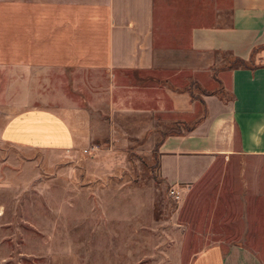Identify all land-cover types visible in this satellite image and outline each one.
<instances>
[{
    "label": "crops",
    "instance_id": "crops-1",
    "mask_svg": "<svg viewBox=\"0 0 264 264\" xmlns=\"http://www.w3.org/2000/svg\"><path fill=\"white\" fill-rule=\"evenodd\" d=\"M263 47L264 0H0V80L15 81L17 96L10 111L0 109V145H127L165 113L155 147L160 178L185 191L222 170L225 186L230 178L249 194L255 239L264 241ZM226 57L256 62L223 69L221 80L195 76ZM41 81L61 88L41 94ZM31 85L34 100L25 105ZM6 162L0 153V264H78L57 252V238L35 225L26 233L23 212H11L18 204L8 188L14 196L23 184L8 180ZM263 252L214 243L190 264H264Z\"/></svg>",
    "mask_w": 264,
    "mask_h": 264
},
{
    "label": "rangeland",
    "instance_id": "rangeland-1",
    "mask_svg": "<svg viewBox=\"0 0 264 264\" xmlns=\"http://www.w3.org/2000/svg\"><path fill=\"white\" fill-rule=\"evenodd\" d=\"M225 61L195 76L201 83L209 82L210 75L225 79L228 71L222 70L233 66V58ZM35 84L41 94L61 88L60 81ZM15 86V81L0 80V109L13 108ZM31 87L25 105L34 100ZM191 88L193 93L206 91ZM154 116L158 119L147 133L127 145L96 143L89 152L0 145L8 158V180L23 184L14 196L8 188V201L18 204L11 212H23L26 233L35 225L40 235L57 238V252L70 253L78 264H190L214 243L243 244L262 252L264 241L255 239L257 210L239 183L232 189L229 178L225 186L222 170H212L178 197L171 193L155 161L168 118L159 112Z\"/></svg>",
    "mask_w": 264,
    "mask_h": 264
},
{
    "label": "trees",
    "instance_id": "trees-1",
    "mask_svg": "<svg viewBox=\"0 0 264 264\" xmlns=\"http://www.w3.org/2000/svg\"><path fill=\"white\" fill-rule=\"evenodd\" d=\"M264 48V47H263ZM233 66H242V67H248V68H253L255 65L253 63V57L250 58L249 60H243L240 58H233Z\"/></svg>",
    "mask_w": 264,
    "mask_h": 264
},
{
    "label": "built area",
    "instance_id": "built-area-1",
    "mask_svg": "<svg viewBox=\"0 0 264 264\" xmlns=\"http://www.w3.org/2000/svg\"><path fill=\"white\" fill-rule=\"evenodd\" d=\"M171 193L178 197L179 191L171 189Z\"/></svg>",
    "mask_w": 264,
    "mask_h": 264
}]
</instances>
